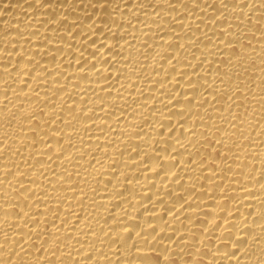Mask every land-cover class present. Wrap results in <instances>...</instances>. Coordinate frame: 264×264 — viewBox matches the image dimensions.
Listing matches in <instances>:
<instances>
[{"label":"bare ground","instance_id":"6f19581e","mask_svg":"<svg viewBox=\"0 0 264 264\" xmlns=\"http://www.w3.org/2000/svg\"><path fill=\"white\" fill-rule=\"evenodd\" d=\"M0 264H264V0H0Z\"/></svg>","mask_w":264,"mask_h":264}]
</instances>
